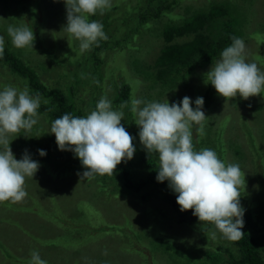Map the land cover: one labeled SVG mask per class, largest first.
Instances as JSON below:
<instances>
[{
	"label": "rangeland",
	"instance_id": "obj_1",
	"mask_svg": "<svg viewBox=\"0 0 264 264\" xmlns=\"http://www.w3.org/2000/svg\"><path fill=\"white\" fill-rule=\"evenodd\" d=\"M113 1L117 2L118 0ZM120 1L115 11L107 10L104 11L103 15L97 13L94 18L90 17V20L99 21L103 25V30L107 36L106 40H110L109 37L120 38L119 43L115 46H113V43H108V45H112V49H102L101 52L96 53L102 59L99 71L101 70L106 75V78H103L99 84L97 83L100 81L102 73L93 74L94 71L98 72L95 66L90 67L87 61L82 65H76L78 61L91 53L94 45H92L90 50L81 54L79 41L69 39V34L62 30L67 23L64 0H58V2L57 0L44 1L43 5L38 8L43 12L41 23L39 16L42 12L38 13V18L34 16L33 19H29L28 14L25 15L27 12L24 10L16 12L17 18L23 21L24 25H27L34 34L37 28L41 30L42 36L50 48L43 46L46 49L34 52L26 51L32 47L24 48L26 50L17 49L12 45L11 41H8L10 37L5 35L2 30L0 34L5 35V40L0 44V47L3 45L9 46V49L16 53L18 57H21L22 60L43 74L39 75V77L47 85H54L56 80H60L65 92H68V84L73 81L74 75H82L80 80H84L85 83L79 84L78 89L74 87L73 97L77 102L73 103V110L80 109L84 117L95 110L96 104L102 97H107L112 102L114 110H122L124 112V120L121 123L129 134L134 137L133 144L136 151L131 160L122 161L119 165L131 162L133 163L132 169L133 167L138 169V162L136 163L135 158L139 155L140 149L143 148L139 140V127L136 124L132 125L130 119L127 118L130 115L126 112L125 107L123 109L120 108L123 102L116 103L114 99L117 93L116 89L122 84H126L130 87L131 99L140 98L146 102L171 100V93L166 91L167 87L156 84L149 74L150 68H153L154 62L160 54L162 43H164L163 28L166 22L163 21L164 18L161 15L150 21V26L142 27L135 32L137 30L135 28L137 15L132 14L130 9L127 8L136 7L139 4L144 6L145 0ZM207 1L182 0L181 2L199 4ZM240 3L241 5L238 7ZM236 7L238 8H234L232 13L243 8L247 18V22L244 25V33L237 36L245 42L246 61L249 63L255 62L264 71V0H237ZM48 8H50V11L46 12ZM128 14L129 16H127ZM107 15L111 16L108 19V24L103 21ZM125 17L130 22L133 17L134 22L127 23L124 20ZM20 21H18L19 26L23 25ZM6 22H4V25L8 28ZM194 33L196 32H186L178 38L179 40L189 38ZM67 39H69V42ZM51 45L57 49H51ZM34 46H36V42L33 44ZM220 58L221 56L219 55L215 62ZM39 62L50 63V68L48 70L45 68L46 70L44 71L39 67L35 68L34 64L37 65ZM212 65L208 64L204 69H211ZM201 69L197 68L192 74L193 77L196 78ZM0 72H4V76L0 77V81L7 82V86L17 88L18 83L22 82L17 75H13L6 67L0 66ZM88 74H91V77L87 76ZM22 84L25 85L23 82ZM186 84L187 86L190 85L189 83ZM3 89L0 86V91ZM87 91L89 92L87 93ZM173 91L179 92V86L176 85L171 92ZM194 94L195 89L193 87L187 90L186 93H178L175 98L177 102L178 99L180 102L185 96L191 98ZM233 108L236 110H232ZM249 108V105H239L238 108L230 106L226 100H222L220 109L226 117L230 116L229 120H232L229 128V124L224 122V130L221 133V137L224 139L225 137L227 139H235V136H237L235 141L240 145L238 150L241 154L240 156L246 159L243 160L246 170L255 174L254 168L257 165L255 154L258 157L260 155L251 148L250 139L244 136L246 134L242 131L244 124L239 116L246 113L243 117L248 122L246 123L247 126L251 130L259 129L261 126L259 132L263 135L264 120L259 123V119H256L258 116L255 118ZM38 113V123L33 126L32 130L38 133V136L36 135L35 137L38 139L39 146L43 145L44 138L49 140L52 143L50 145L57 149L58 145L55 135L50 134L51 123L46 121L40 112ZM261 113L264 118V105ZM219 116L223 117L221 114ZM235 125H240L239 128L241 130L236 131L235 136H231V132L229 136H226V132ZM41 130L43 131L42 133H40ZM10 146L15 157L17 156L18 159H21L25 146L14 145V142H11ZM50 153H53V150H50ZM66 153L68 155L71 154V156L73 154L70 151L59 150L54 156H66ZM234 155L233 149L229 150V161L235 158ZM252 156L253 158L250 159ZM153 157L158 161L155 154H153ZM76 163L78 166L69 171L66 169V174L58 172L60 169L50 167L49 172L53 177L49 178H47V170L49 168L44 169L42 164H40L39 170L34 176L36 179L28 177L31 182L24 185L26 192H29L23 200L28 202L27 205H21L20 202L16 204L0 203V245H6L3 246V249L0 247V264H29L30 254L33 250L38 251L41 258L47 261V264H144L146 261L147 264H155L158 256L156 255L154 259L148 257L146 260L142 253L137 252L132 247H128V241L124 233L114 230H98V227L105 220L110 223L123 221L122 212L128 210V204L126 202L125 204L122 203L120 194L106 193L110 185L107 189L101 188L100 179L102 176H96L91 180H81L77 173H83L84 168L77 161ZM261 199L259 198L255 201ZM142 204L143 207L139 210L138 202H136V212L138 214V209L142 213L141 216L144 217L142 219L150 227L154 224L168 223L169 219L173 220L172 216L174 214L171 207L159 196L153 195ZM257 209L258 207L255 208L254 214ZM46 211L57 212V214L53 215L55 216L53 218L47 216ZM259 213L256 215L258 217H254V220L256 222L260 220L261 224H264V215ZM119 217L120 220L117 219ZM129 218L134 219L132 217ZM252 218L253 215L250 217L251 222ZM149 226L144 227V229L134 227V230L133 228V231L141 237L134 245L139 247V243H143L147 246L149 237H144L143 233L149 230ZM91 229H96V232H92ZM177 232L180 234V237L177 236L178 243L187 239L189 245H195L202 249H213L218 245L222 247L232 245V242L225 240L210 225H195L189 229V227L181 228L176 224V226L168 225L164 230L165 235L171 239L174 238ZM259 237L264 245V235L259 233ZM13 241L20 245L19 249L14 247ZM18 254H21V256L15 257ZM9 257L14 258L15 261L11 262ZM17 258H20L21 262H18ZM158 263L161 264L162 260L160 259Z\"/></svg>",
	"mask_w": 264,
	"mask_h": 264
},
{
	"label": "trees",
	"instance_id": "obj_2",
	"mask_svg": "<svg viewBox=\"0 0 264 264\" xmlns=\"http://www.w3.org/2000/svg\"><path fill=\"white\" fill-rule=\"evenodd\" d=\"M44 1L46 0H0V31L2 30L5 35L9 36L7 27L4 25L5 21H7L6 24L8 26H19L18 21L20 20L17 18V11H26L27 13L25 15L28 14L29 19H33L34 16L38 18V13L42 12V10L38 8L43 5ZM181 1L182 0H145L144 6H140L139 4L136 7H128L127 9H130L132 14L137 15L135 25L137 30L135 32L139 31L142 27L146 28L150 26V21L163 15V21L166 22L163 28L164 43H162L159 51L160 54L157 56L153 68H150L149 74L156 84L165 88L167 87L166 91L171 93V100H168L170 104L177 103L175 97H177L178 93H186L187 90L193 87L195 89V94L191 97L193 109L196 107V98H204L205 103L203 111L208 118L203 122L204 134L202 136L197 132L198 126L194 125L192 128L194 149L197 151L203 148L213 149L216 151L219 158L227 165L233 163L232 160L229 161V150L233 149L234 154L236 153L237 155L239 153L238 145L232 142L229 143L226 138L224 139L221 137V133L224 130V122L229 124V128L232 119L229 120L230 116L226 117L220 109L222 100L226 99L218 95L215 88L210 83H205V74L210 69H204V67L215 62L219 57L220 52L232 43L231 38L233 36L237 37L241 33H244V25L247 22L246 14L243 8L232 13L234 8H238L241 5L240 3L239 6L236 7L237 0H208L206 3H203V1L199 4ZM119 2L121 1L118 0L115 2L111 0V7L105 11H115ZM49 11L50 8H48L46 12ZM127 16H129V14ZM42 17L43 12L40 13L39 16L40 23ZM94 17L95 16H92L91 18ZM110 17V15H107L103 21L108 24V19H110ZM126 17L124 20L127 23L134 22L133 17L131 22L128 21ZM20 22L24 25L23 21ZM192 31L196 33L189 38L179 40V36ZM4 34H0V37H3V40H5ZM34 35V43L36 42V46L29 50H24L33 52L36 50L43 51L46 49V47L43 46L49 47V44L43 38L40 29L37 28ZM109 39L110 40H100L99 46L94 44L91 53L76 63V65H82L87 61L89 62L90 67L95 66L98 72L94 71L93 74L102 73V75H100V81L97 84L101 83L102 79L106 78V75L101 70L99 71L102 59L101 57H98L96 53L101 52L102 49L111 48L112 45H108V43H113V46L117 45L120 38L114 39L113 37H109ZM8 41H11V37L8 38ZM3 46V52L0 53V66L6 67L7 70L13 75H17L20 80L25 83V85H23L20 81L21 83H18L17 85L18 89L22 90L27 87L31 95L35 96L37 93L40 94L43 101L41 102L38 112H40L46 121L52 124L56 118L61 117L65 113L84 117V114L80 109H77L76 111L73 110V103L77 102L73 97L74 87L78 89L79 84L85 83L84 80H80V76L82 75H74L75 77L72 76L74 79L68 84V92H65L60 80H56L54 85H47L39 77V75H43L41 72H38L26 61L22 60L21 57H18L16 53L9 49V46ZM51 49L57 48H54L51 45ZM37 65L34 64L35 68L39 67L44 71L46 69L48 70L51 64L39 62ZM197 68L202 69L198 72L199 74H197L195 78L192 74ZM4 72H0V77L4 76ZM90 75L91 74H88L87 76L91 77ZM186 83H189L190 85L187 86ZM176 85L179 86V92H171ZM0 86L4 88L7 86V82L4 83L0 81ZM116 90L117 93L114 101L116 103H124L125 101L129 102V105L125 107L126 112L130 115V117L127 118L130 119L132 125L135 124L130 111L131 95L129 85L122 84ZM88 92L89 91H87V93ZM226 102L227 104L229 103L230 106H235L237 108L239 105H249V110L252 115H255V118L258 116L256 119H259V123L264 120L261 113L264 105V93L260 96L250 97L248 100H244L238 95L231 100H226ZM232 110L236 109L233 108ZM220 114L223 117L219 116ZM245 114L239 116L241 122L244 124L243 132H248L250 134L249 139L251 148L256 150L260 157L255 154L257 157V165L254 170L258 178L251 177L252 173H250L251 176H245L244 179V174H242L243 183L239 187V193L240 203L245 210V223L243 228L244 235L239 241L232 242V245L229 247L218 245L213 249H202L195 245H189L187 239H184L182 242L179 241L178 243L177 236L180 237L178 232L175 233L176 235L172 239L166 236L164 230L168 225L176 226L177 224L181 228L189 227V229L195 225L214 226L207 223L201 224L198 218L193 215V210L184 212L180 211V206L177 204L176 200L178 194L170 189L168 181H157L156 177L158 175L157 170L159 167L158 161L153 157V154H148L143 148L140 149L139 155L135 158L136 163L138 162V169L135 167L132 169L133 163L129 162L125 165H118L114 175L101 177V188L107 189L110 185L106 193L120 194L122 203L125 204L126 202L128 204V210L122 212L123 221L110 223L105 220L101 226L98 227V230H114L124 233L125 238L128 241V247H132L137 252L142 253L146 260L148 257L154 259L157 255L158 258L155 260V264H159L158 261L160 259L162 260L161 264H264V245L259 237V233L264 235V224H261L260 220L257 222L254 220V217L260 211L259 214L264 215V135L259 132L261 126L259 129L252 130L247 126L246 123L248 122H246L245 117H243ZM219 121L220 123H218ZM42 132L43 131L41 130L40 133ZM18 135L19 136L14 135L11 138L13 139L12 142H14V145L18 144L25 146L23 152L27 149L33 160L42 164L44 169L49 168L47 170V178L51 176L53 177L49 172L50 167L60 169L58 172L66 174V169L69 171L78 166L76 161L81 164L80 160L74 156V153L72 156L71 154L68 155L66 153L65 155L67 157L54 156L59 152V149H56L54 146L52 147L50 145L52 143L47 139L43 138V145L39 146L38 139L35 137L36 135L38 136V133L34 130H31L30 132L22 130ZM39 135L44 137L42 134ZM42 148L46 152V156L43 157H41L38 152V149ZM50 150H53V153H50ZM16 159L20 160L17 156ZM30 178H26V184L31 182L28 180ZM153 195H157L164 200L171 207L174 215L172 216L173 220L169 219L168 223L154 224L152 228L144 219H142L144 217L141 216L142 213L139 210L143 207L142 203H144L145 200H149ZM259 198L262 199L255 201ZM136 202H138V214L136 212ZM9 203L10 202H3V204ZM20 203L21 205L28 204V202L25 201ZM256 207H258V209L254 214ZM56 214L57 212L46 211V215L53 218L55 217L53 215ZM251 215H253L252 222L250 221ZM129 217L134 219H130ZM117 219L120 220V217ZM146 226H149V230L143 234L144 237H149L147 246L143 243H139L140 246L138 247L134 244L138 242L141 237L133 231V228L144 229ZM91 231L96 232V229H91ZM12 243H14V241ZM3 246L0 245L2 249ZM14 247L19 249L20 245L14 243ZM18 256H21V254H18L15 257ZM9 258L11 262L15 261L14 258ZM17 259L18 262H21L20 258ZM144 264H147V261Z\"/></svg>",
	"mask_w": 264,
	"mask_h": 264
},
{
	"label": "clouds",
	"instance_id": "obj_3",
	"mask_svg": "<svg viewBox=\"0 0 264 264\" xmlns=\"http://www.w3.org/2000/svg\"><path fill=\"white\" fill-rule=\"evenodd\" d=\"M64 3L67 23L62 30L69 34V39L79 41L81 54L107 39L103 25L90 17L97 13L103 15L111 7V0H64ZM7 32L15 48L33 47L35 35L27 25H9ZM231 39L232 43L221 52V58L205 74V83H210L226 100L238 95L244 100L260 96L264 93V71L255 62L246 61L243 39L235 36ZM2 43L3 37H0ZM192 103L188 96L171 104L168 99L146 102L132 98L130 111L139 127L140 143L148 154L158 158L157 181L169 182L170 189L178 194L180 211L193 210L201 224L213 225L225 240L236 242L244 235L245 223L239 187L243 183L242 174L245 179L252 172L246 170L243 161L246 159L239 151L233 163L226 165L215 150L194 149L192 128L198 126L197 132L202 136L203 122L208 117L203 111V97L196 98L195 109ZM128 105L125 101L120 108ZM40 106V94L31 95L27 87L21 90L5 86L0 91V203L22 202L28 195L24 187L26 178L34 177L39 170V162L31 158L27 149L17 160L10 145L12 136H19L22 130L30 132L38 123ZM122 120L124 112L114 110L112 102L102 97L86 117L65 113L56 118L50 134L55 135L59 150L73 152L80 160L84 171L77 174L81 180L109 177L122 161L131 160L136 151L134 137L125 129ZM239 126L235 125L225 135L231 132V136H235V132L241 130ZM244 136L249 138V133ZM235 139L227 141L238 145L239 150ZM38 152L41 157L46 156L45 150L38 149ZM251 177L257 176L252 173ZM29 264H47V261L33 250Z\"/></svg>",
	"mask_w": 264,
	"mask_h": 264
}]
</instances>
